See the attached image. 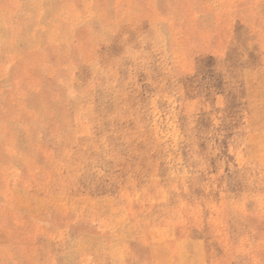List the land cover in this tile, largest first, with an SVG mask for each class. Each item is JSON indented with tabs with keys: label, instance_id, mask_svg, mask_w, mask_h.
I'll return each instance as SVG.
<instances>
[{
	"label": "rangeland",
	"instance_id": "374dc122",
	"mask_svg": "<svg viewBox=\"0 0 264 264\" xmlns=\"http://www.w3.org/2000/svg\"><path fill=\"white\" fill-rule=\"evenodd\" d=\"M0 264H264V0H0Z\"/></svg>",
	"mask_w": 264,
	"mask_h": 264
}]
</instances>
